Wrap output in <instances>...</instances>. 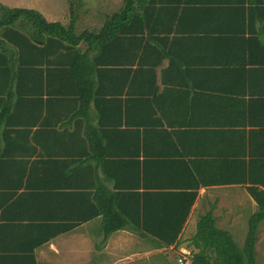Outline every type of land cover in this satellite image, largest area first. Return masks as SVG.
I'll use <instances>...</instances> for the list:
<instances>
[{
	"label": "crops",
	"instance_id": "obj_1",
	"mask_svg": "<svg viewBox=\"0 0 264 264\" xmlns=\"http://www.w3.org/2000/svg\"><path fill=\"white\" fill-rule=\"evenodd\" d=\"M42 9L48 20L56 17ZM249 25L243 35L220 39L159 36L155 63L166 56L155 67V109L144 111L138 101L129 108L130 123L128 116L119 125L120 105L108 100L91 102L89 114H67L78 104L46 102L44 96L4 115L8 105L0 100V235L6 234V246H14V235L25 232L32 218L46 221L42 227L74 222L36 249L38 264H134L155 254L167 261L176 247L161 246L153 233H176L184 223L179 249L192 251L191 238L207 214L235 240L247 234L259 210L255 195H264V20L252 15ZM34 76L26 70L22 80ZM11 80L9 73L0 76V90ZM141 87L136 81L131 90L137 94ZM21 120L35 123L30 133L17 131ZM100 121L111 122V128L99 129ZM66 153L81 166L66 180L72 186L61 205L56 195L65 179L54 167ZM33 165L38 173H32ZM26 185L45 196L26 199ZM104 209L120 213H113L112 223H126L108 238Z\"/></svg>",
	"mask_w": 264,
	"mask_h": 264
},
{
	"label": "trees",
	"instance_id": "obj_2",
	"mask_svg": "<svg viewBox=\"0 0 264 264\" xmlns=\"http://www.w3.org/2000/svg\"><path fill=\"white\" fill-rule=\"evenodd\" d=\"M76 3L72 0L71 19L64 24L48 20L37 9L9 7L0 2V76L9 73L12 77L10 86L0 90V100L8 105H4L2 115L17 104L43 100L45 96L46 102L59 98L66 103L78 104L72 109L70 107L67 114L73 110L75 114H78L77 110L89 114L93 101L98 106L104 100L119 103V125L128 116L130 123L129 108L138 101L144 111L155 109V67L166 56L160 54L155 63V46L160 48L156 44L159 36L170 39L179 35L220 39L249 31L247 26H250L252 15L264 20V0H123L120 9L108 15L98 30L85 29L77 33ZM208 18L217 19V23L204 24L203 20ZM177 60L171 58V63H177ZM188 66L195 64L188 63ZM26 70L36 75L28 82L22 80ZM136 81L142 82L137 94L131 90ZM56 82L60 83L58 89H55ZM101 108H98L97 115L102 113ZM17 123V131L30 133L35 126V123L23 120ZM111 124L101 122L99 129L111 128ZM127 127L133 129L130 125ZM99 129L91 125V130ZM68 156L70 154L66 153L65 158L59 159L58 166L54 167L65 179L59 186L60 193L56 195L62 199L58 201L61 205L63 201L67 202L63 198L68 196L66 189L72 186L66 180L72 178L75 168L81 166ZM36 162L40 164V160ZM31 171L39 172L34 165ZM21 194L33 201L45 196L39 187L29 189L27 185ZM255 196L259 210L249 219L242 245L231 233L217 226L213 215L200 217L198 230L191 238V264H258L256 246L259 226L264 221V195ZM193 202L194 198L182 222L187 220ZM105 210L102 211L106 215L105 238H108L126 223H112L113 213H120L116 209ZM125 212L130 214L128 209ZM25 222L28 223L23 227L25 232H21V228L14 235V240L9 238L14 246H6V234L0 235V264H38L36 249L74 226L73 222L58 227H42L40 222L46 221L38 218ZM183 226L184 223H181L178 230L181 231ZM180 231L153 233V236L161 246L175 245L179 249Z\"/></svg>",
	"mask_w": 264,
	"mask_h": 264
},
{
	"label": "rangeland",
	"instance_id": "obj_3",
	"mask_svg": "<svg viewBox=\"0 0 264 264\" xmlns=\"http://www.w3.org/2000/svg\"><path fill=\"white\" fill-rule=\"evenodd\" d=\"M10 7H31L44 12L42 9L49 8L56 17H51L50 20H58V17L65 24L69 23L71 18V1L72 0H0ZM78 2L76 31L80 33L85 29L97 30L105 21L106 17L118 11L122 5L123 0H76ZM48 9V10H49ZM58 14V16H57ZM246 233L238 235L236 240L238 243L243 242ZM243 237V239H242ZM242 245V244H241ZM257 263L264 264V228L258 231L257 241ZM151 250L150 252H152ZM189 251V250H186ZM183 251L174 249L170 253V260L163 256L148 255L144 259H138L134 264H177V257ZM191 252V251H189ZM173 254V256H172Z\"/></svg>",
	"mask_w": 264,
	"mask_h": 264
},
{
	"label": "built area",
	"instance_id": "obj_4",
	"mask_svg": "<svg viewBox=\"0 0 264 264\" xmlns=\"http://www.w3.org/2000/svg\"><path fill=\"white\" fill-rule=\"evenodd\" d=\"M191 252L189 251H183L181 254L177 257V264H191Z\"/></svg>",
	"mask_w": 264,
	"mask_h": 264
}]
</instances>
